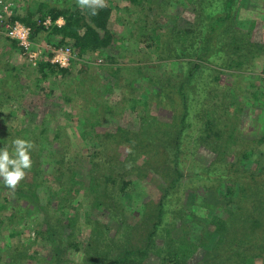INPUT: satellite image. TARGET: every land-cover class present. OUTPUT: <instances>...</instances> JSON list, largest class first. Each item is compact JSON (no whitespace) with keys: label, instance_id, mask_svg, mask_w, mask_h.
<instances>
[{"label":"rangeland","instance_id":"rangeland-1","mask_svg":"<svg viewBox=\"0 0 264 264\" xmlns=\"http://www.w3.org/2000/svg\"><path fill=\"white\" fill-rule=\"evenodd\" d=\"M164 1H167L168 7L152 3L153 10L145 12L142 11L141 7L134 8L129 0H107L106 8L109 13L106 25L114 40H110L101 51L103 54L107 53L115 58L113 62L110 61L107 64V60L100 51H91L79 58L76 57L74 50L69 45L55 48L48 41L51 28L55 25L62 26L66 21L62 16L56 21L52 17H46L42 21L39 11L42 7L41 3H52L51 5H56L59 8L74 4L73 9H75V6H78L76 0H0V11L8 12L7 22L18 21L30 27L17 19V11L20 10L21 14L36 13L38 26L44 28L38 34L37 41L32 39V48L30 52L26 53L18 41L8 37L0 29V75L4 72L3 70L10 69L11 76H14V79L12 78L5 88L1 87L2 90L3 88L8 90L13 98H8L6 95L2 97L1 94L3 93L0 92V130L4 132L6 129H11L13 131L12 134L2 133L6 134L10 141L17 138L32 141L35 134H42L40 132L46 128L45 126L49 130V133L47 132L48 137L46 136L49 140L54 139L55 134L60 132L66 145L64 150L59 147L56 152L61 153L69 149L67 152L71 156H76L73 158V164L69 167L74 166L77 181L85 184L84 187L78 183L75 186L73 184V198L68 196L66 188L60 185L56 178L61 169V166L56 164L59 158L57 160L56 155H50L46 151L39 159L43 163L39 167L41 174L34 181L36 187L33 190L38 192L36 193L38 195L36 200L33 197L29 199L23 197L25 194L30 196L31 192L27 190L30 188L29 185L34 183L32 182V171L28 170L25 179L20 182L22 184V182L27 181V187L18 188L17 186L13 190L6 188L0 182V264H56L54 262L55 254L61 257L65 264H82V259L88 256L87 250L91 248L88 247L91 239L89 231L91 225L87 219L98 218V222L106 225L109 231H112L110 232L111 236L119 234L120 225L110 217L113 216L111 214H114L113 210L106 209L103 205L97 208L87 198L88 192L85 187L89 186V170L94 167L91 160L95 157L94 162H98L101 156H93L100 150L97 142L93 139L94 135L87 134L84 128L79 127L84 119L89 121V112L85 109L82 117L79 113L82 112L83 107L92 108L98 103L100 104L98 105L100 112L105 111L107 104L112 105L113 108L111 109L115 111V116L109 114L101 126L97 128V132L105 135L116 134V132H120V128H125L133 133L139 131L142 115H147L146 118L151 123L157 124L154 132H157L158 127L162 125L159 129L161 134H163V127L168 129L165 124L173 121L176 111L162 106V96L152 89L150 83L145 85L143 89L134 90V87H129V80L133 78L132 72H136L133 68L140 67L147 75L158 74L163 84H169L166 80L168 72H173L170 78L176 76L175 81L180 82L181 77L186 74L185 70L190 65L186 63L185 68H181L183 65H178L174 71H172V66L168 67L167 65L173 61L179 60L181 63V61H192L195 58H177L174 56L169 60L161 61L158 54L152 52L153 49L148 47L151 41L147 40L146 35L144 38L146 41L142 38L137 40L141 32L139 24H145L143 19L147 16L150 19L147 23L150 24L149 26L154 23V20L159 23L163 41L170 38L169 35L173 29L185 30L184 32H188L187 35L194 37V41H199L202 36L199 31L203 30V23L208 18L211 20L212 17L204 15L195 20L201 11L200 8L207 6L200 3V0ZM214 1H209L211 6L214 4L210 10L212 14L224 16L222 7L220 4L219 6L215 3L212 4ZM198 4H202V6L199 7ZM233 8V15L224 22L228 27L224 28L222 34L215 40L218 46L213 47L218 48L219 52L225 55V51L222 49L223 47L227 50L225 30H233L234 25V28L241 33V42L247 41L249 43L245 45H251L253 48V60L250 63L254 75L252 79L243 83L242 92L236 96L235 100H238L239 105L235 103V105L230 106L229 110L228 105L225 104L227 100L224 103L220 101L221 106L224 105L220 111H223L224 108L229 111L220 112L219 115L222 117L221 120H226L227 124L230 118L238 119L237 125L242 129V134L249 135L254 130L257 132L260 130L262 133L264 117L260 115V109L256 107L251 94L260 91L264 96V0H236ZM161 13L163 15H160ZM200 19L203 23H200ZM159 25L157 24V26ZM131 34L138 37H132ZM57 37L56 40L58 41L61 36ZM129 39H132L136 44L138 43V48L134 47L135 45L133 46L132 43L128 45ZM56 40L53 39V41ZM66 48H70L74 54L70 63L64 65L65 67L53 63V54ZM213 51L211 52L212 64L207 66H210L212 71L215 69L225 73H221L220 81H217L212 71L210 73L204 68V73L201 74L204 81L200 82V86L205 87V81H209L213 85L215 82L218 87L222 85L223 88L227 87L226 84L232 86L234 82L239 80V77L235 75L237 69L226 68L225 56L218 57ZM164 55L169 56L170 54L165 51ZM41 63L58 66L64 69V74L57 73L50 68L40 69ZM120 66H123L124 69L114 76L115 68H120ZM237 71L241 72L240 70ZM149 87L151 88L148 90ZM20 93L27 94V98L17 100L16 98ZM179 94L183 97L181 93ZM194 94L197 93H192L191 96ZM69 98L71 101L67 100ZM131 98L139 100V109L134 114L129 111L128 100ZM209 98L207 105L212 104ZM194 99L191 97L189 101ZM22 103L24 106L21 105ZM191 103L195 105L196 102ZM258 104L261 105V102ZM238 106L244 107V110L240 115L234 116L233 111ZM139 112H142V115H139ZM192 116L194 117L191 115L189 122L196 119V115L193 120ZM227 129V125L222 124V130ZM202 132L205 133L202 124H198L185 130V136L182 137V142L178 145L169 140V145L165 148L161 147L162 156H158L161 163L157 161L154 163L155 167L158 166L157 168L147 164L149 155L148 151H145L141 154L142 157L137 161L136 166H143L146 169L138 172L134 166L126 167V165L116 169L120 172L119 178H116V185L121 187L122 182L129 184L124 191L121 190L119 193L121 204L129 211L126 214L129 217V222L133 223L135 218L140 219L142 210L149 202H151V206L153 204V207H158L157 210L161 213V223L155 245L159 247L164 243L160 248H162L164 257L167 259L165 264H171V261L172 263L180 262L182 248L192 250L190 243L194 247L202 241L205 234L202 230L204 227H210L213 215L211 212L208 213V210L202 209L206 207L203 206V203L208 202L214 206H221L218 204L220 202L218 199L225 193L223 189H219V193L215 188H213L214 190L206 189V186L210 185V179L198 180L200 177L198 163L206 167L215 158V147L201 142ZM52 141L53 143L56 142L55 139ZM156 143L158 144V141ZM50 144L48 143L46 147L51 146L49 149L53 152V147L56 148V146ZM5 146L10 152L13 151V146L0 144V148ZM120 148L124 153L127 147L123 145ZM259 152L264 155V147L259 148ZM232 153L235 152L232 151ZM256 166H264V157L258 163L254 162L253 167ZM55 170L58 171L55 172ZM129 170H134V172L130 173ZM233 174L234 172H231L229 175L232 176ZM41 180H44V183ZM224 180L229 183V179ZM77 191L79 193H76ZM18 192H20V197ZM66 195L67 200L61 202ZM50 198L59 201L58 207L49 203ZM145 201L147 204H144ZM235 206L230 204L226 209L236 210ZM252 206L256 210L254 201H252ZM216 210L215 213L218 212V209ZM256 213L259 219L264 220L261 213L260 215L259 212ZM73 215H77L78 220L70 228L67 219ZM167 229H171L170 235H167ZM70 236L72 239H69ZM164 237L166 241L168 240L167 242ZM171 238L176 241L171 242ZM68 242H74L75 247L70 246ZM77 245L80 249L77 248ZM59 249L62 252H59ZM253 251L252 254L258 255L259 253L260 255V251L257 249H253ZM64 263L60 262V264ZM239 264L249 263L239 261ZM253 264H263L262 257H256Z\"/></svg>","mask_w":264,"mask_h":264},{"label":"trees","instance_id":"trees-1","mask_svg":"<svg viewBox=\"0 0 264 264\" xmlns=\"http://www.w3.org/2000/svg\"><path fill=\"white\" fill-rule=\"evenodd\" d=\"M129 1L134 5V8L141 7L142 11L145 12L153 10L154 6L152 3L161 6L165 5L166 7L169 6L167 1L164 0ZM209 1L210 0H200V3L206 4L207 6L200 8L201 11H199V13L197 11L198 16L195 18V20H198L204 15L212 17L211 20L208 18L204 23L201 19L199 20L200 23H203V30L199 31L202 35L199 41H194V37L187 35L188 32H184L185 30L180 29L171 30L169 35L170 38L163 41L162 30L159 23L154 20V23H151V26H149L150 24L147 23H149L150 19L147 16L143 19L145 24H139L141 29L139 37L131 34L132 37H138L137 40H139V38L144 40V38L147 37V40L151 41L148 47L153 49L152 52L158 54L161 61L169 60L174 56L177 58H195V60L187 62L181 61L180 63L178 60L169 63L167 66H172V71L176 70L178 65H183L181 68H185L186 63L190 65L185 70L186 74L181 77L180 82L178 80L175 81L176 76L170 78L173 72H168L166 80L169 84H163L158 74L147 75L143 72L142 68H133L136 72H132L133 78L129 80V87H134V90L143 89L145 85L150 83L152 89L159 92L160 96H162V106L176 111V113L174 112L173 121L165 124L168 129L163 127V134L159 131L163 125L158 127L157 132H154L153 130L157 128V124L155 122L151 123V121L146 118L147 115H142V112H139V115H142V123L140 124L139 131L133 133L125 128H120V132L118 131L116 134L109 133L106 135L97 132V128L101 126L103 120H105L109 114L115 116V111L111 109L113 108L112 105L107 104L105 111L100 112L98 109V105L100 104L98 103V105L92 108L83 107L81 109L82 112L79 113L80 117H82L81 115L84 113L85 109L89 112V121H87L88 119H84L79 127L84 128L87 134L90 133L94 135L93 139L97 142V146L100 150L93 156H101L98 162H94V160H96L95 157L91 160L92 166L94 167L89 170V186L85 187V190L88 192L87 198L97 208L103 205L106 209L109 208L113 210L114 214H111L113 215L110 216L111 219L116 223L118 222L120 228L124 229H118L119 234L111 236L110 232L112 231H109L106 225L98 222V218L87 219L88 223L91 225V229H89L91 239L88 245L89 248L91 247V251L88 248V256L82 259V264H165L167 262V259L164 257V252L162 248H160L164 243L159 247L155 245L157 234H159L160 231L159 225L161 223V213L158 212V207H153V204L152 206L150 204L151 202L147 204L145 201L144 204L147 205L145 209L142 210L141 218H135L134 224L129 222V217L126 216L129 211L123 207L124 205L121 204L122 201L119 199L121 198L119 193L121 190L124 191L129 184H127L128 182H122L120 184L121 187L116 185V178H119L120 173L116 169L125 167L123 165H126V167L134 166L135 170L138 172L142 171V169H146L143 168V166H138L139 168L136 166L137 161L142 157L141 154L145 151H148L149 155L147 164L154 166L156 161L161 163L158 157L159 155L162 156L160 152L161 147L165 148L169 145V140L175 145H178L182 142V137L185 136V130L187 128H193L198 124H202V128L205 132H202V137L200 136L201 142L215 147V158L208 166L204 167L198 163V174L200 176L198 180L206 181L210 179V185H207L206 189L214 190L213 188H215L217 189V193H219V189L225 190V193L218 199L220 201L218 204L224 206L220 208V205L214 206L212 203H203V206L206 207L202 209L208 210V213H213L210 227H204L202 230L203 234L204 232L205 234L200 243L196 244L194 247L192 243H190L192 250H186L185 247L181 249L182 258L180 262L172 263L171 261L170 263L239 264V261H241L242 263L247 262L253 264L256 257L261 256L264 264V220L259 219L256 213L259 212V215L261 213V216L264 218V166L253 167L254 162L258 163L260 159L264 157V155L259 152V148L264 147V127L261 128V130H263L262 133L260 130L259 132L254 130L249 135H245L242 134V129L237 125L238 119L230 118L227 124L226 120H221L222 117L219 115L220 112L225 113L228 110L224 108L223 111H220L224 106H221L220 101L224 103L227 100L225 104L228 105L229 110L230 106L235 105V103L239 105L238 100H235L236 96L242 92L243 83L253 78L254 74L251 71L252 67L250 63V61L253 60V48L251 45H245L249 42H241V33L234 28V25V31L225 30L226 33L224 35H227L225 42L227 43V50L222 47L225 51V55L221 54L218 48L213 47L218 46L215 40L222 34L221 32L223 29L228 27L224 22L233 15L232 11L234 10L233 7L236 0H215L212 2V4L215 3L218 6L220 4L225 13V15L223 13L224 16L221 14H212L210 10L214 4L211 6ZM51 4L41 3L42 7L39 11L43 19L42 21H44L46 17H52V19L56 21L61 16L64 17L66 21L62 26L55 25L51 28L48 34V41L53 47L59 48L63 45H69L74 50L76 57L79 58H82L91 51H100L102 53L101 55L107 60V64L115 60L113 56L107 53H105V55L101 51L110 40H114L113 36L107 30L106 24L109 10L106 7L100 9L98 14L91 15L88 9L81 10L79 6H75V9H73L74 4H70L63 8ZM202 4H198L199 7L202 6ZM160 15H163V13ZM36 16V13L21 14L20 10L17 11V19L30 26V28L32 27V39L34 41H37L38 34L44 29L38 26ZM157 24L159 26H157ZM101 32H103V34H101ZM59 35L61 38L57 41L56 37L58 36L57 38H59ZM53 39L56 41H53ZM129 43H132L133 46L135 45L134 47L138 48L139 44L133 42L132 39L128 40V45ZM212 50H214L213 53L218 57L225 56L226 68L228 67L232 70L237 69L241 71L239 73L236 70L235 75L239 77V80L234 82L232 86L226 84L227 87L225 88H223L222 85L218 87V84L214 82L213 85L209 81L204 82L205 87L200 86V82L204 81L201 76V74L204 73L203 69L205 68L210 73L213 70L210 66H207L208 64H212ZM165 51L170 55H164ZM244 51L247 52L244 53ZM45 68H50L57 73L61 72L64 74V69L58 66H53L50 63H41L40 69ZM122 69H124L123 66L115 68L113 75L115 74L114 76H116ZM3 71L5 74L2 72L0 75V92L3 93L1 95L2 97L6 95L8 98H13L12 94L4 88L9 84L12 78L14 79V76H11L10 69H5ZM212 73L215 79L220 81L221 73L225 72H219L214 69ZM1 87H4L3 90ZM150 88L151 87H149L148 90ZM179 93H181L183 97H181ZM192 93L197 94L191 96ZM27 96V94L24 95L20 93L16 99H26ZM251 96L257 105L256 107L260 109V115L264 117V101H262L264 100V96L262 92H254ZM191 97H194L196 100L189 101ZM208 98L214 105L211 103L207 105ZM67 100L71 101V98ZM191 102L196 103L192 105ZM260 102L261 105L258 104ZM21 105L24 106L23 103ZM128 105L130 107L129 111L131 114H134L136 110L139 109V100L131 98L128 100ZM80 107L82 106L80 105ZM243 110L244 107L238 106L236 110L233 111L234 116L240 115ZM191 115H194V117L196 115V119L192 116V120L194 119L193 122H189ZM222 124L227 125L228 129L223 131ZM45 127L46 128L40 132L42 134H35V138L31 141L34 144V149L31 151L32 166L30 169V172L32 171L31 175L33 176L32 182L41 174L39 167L43 163L39 159H41L42 154L45 151L50 155L54 154L57 156V160L59 158L56 164L61 166L59 171L55 170V172L58 171L56 177L57 181L66 188L67 195L73 198V184L75 186L78 183L82 187L85 185L83 182L80 183L77 181V174L74 170V166L72 165L69 167V165L73 164V158L76 156H71L70 153L67 152L69 149L61 153L56 152V149L59 147L64 150L66 142L62 139V134L60 132L54 136L56 142L53 143V138H51L52 140L47 139L46 136L49 130L47 126ZM12 132L11 129H6L4 132L0 130V144L2 146L3 144L13 146V140L11 139L10 141L6 136V134H12ZM203 134H205V136H203ZM157 141L158 144L156 143ZM48 143H51L50 145L55 144L54 146H56V148L53 147V152L49 149L51 146L49 148L46 147ZM123 145L127 147L124 153L120 148V146ZM206 148L208 147L206 146ZM232 151L235 153H232ZM129 171H131L130 173L134 172V170ZM100 172L103 173L100 174ZM228 172L229 174L234 172V174L231 176ZM224 179H229V183H226ZM41 182L44 183V180H41ZM26 183L27 181L22 182V184L19 183L18 188L27 187ZM29 186L30 188L27 191L31 192L30 196L25 194L23 197H27V199L33 197V199L36 200L38 197L36 193L38 192L33 190L36 187V182ZM19 193L20 192L17 194L19 195ZM76 193L79 192L77 191ZM67 195L63 197L61 202L67 200ZM252 201L256 204V210L255 207L252 206ZM49 203L58 207L59 201L50 198ZM230 204L236 205V210L226 209ZM216 209H218V212L215 213V211H217ZM193 215L196 216L194 213ZM67 220L68 227L72 228L76 220H78V216L73 215V217H68ZM167 230V235H170L171 229ZM69 239H72V236H70ZM164 240L166 241L165 237ZM170 240L173 242L174 239L172 240L171 238ZM68 243L70 246L75 247L74 242ZM77 248L80 249L78 245ZM253 249L260 251V255L259 253L258 255L252 254L254 252ZM59 252H62V250L59 249ZM54 258L56 264H60V262L64 263L61 257H58L56 254Z\"/></svg>","mask_w":264,"mask_h":264},{"label":"clouds","instance_id":"clouds-1","mask_svg":"<svg viewBox=\"0 0 264 264\" xmlns=\"http://www.w3.org/2000/svg\"><path fill=\"white\" fill-rule=\"evenodd\" d=\"M81 10L88 9L91 15L107 6V0H76ZM13 151L10 152L5 146L0 148V182L8 189H15L26 177L31 169V151L34 149L33 142L17 138L13 140Z\"/></svg>","mask_w":264,"mask_h":264},{"label":"built area","instance_id":"built-area-1","mask_svg":"<svg viewBox=\"0 0 264 264\" xmlns=\"http://www.w3.org/2000/svg\"><path fill=\"white\" fill-rule=\"evenodd\" d=\"M8 12L0 11V29L4 31L8 37L18 41L23 51L30 52L32 48V30L20 22L9 23L6 21ZM73 52L70 48L58 50L53 54L52 62L65 67L73 58Z\"/></svg>","mask_w":264,"mask_h":264}]
</instances>
